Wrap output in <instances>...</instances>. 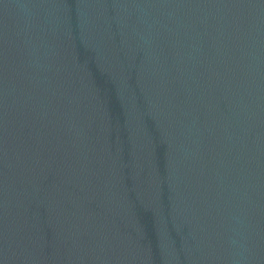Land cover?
<instances>
[{
  "label": "water",
  "instance_id": "obj_1",
  "mask_svg": "<svg viewBox=\"0 0 264 264\" xmlns=\"http://www.w3.org/2000/svg\"><path fill=\"white\" fill-rule=\"evenodd\" d=\"M0 264H264V0H0Z\"/></svg>",
  "mask_w": 264,
  "mask_h": 264
}]
</instances>
